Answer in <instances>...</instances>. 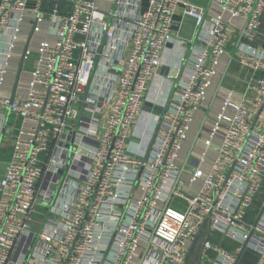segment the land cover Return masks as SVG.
<instances>
[{
    "label": "built area",
    "instance_id": "2783aa9c",
    "mask_svg": "<svg viewBox=\"0 0 264 264\" xmlns=\"http://www.w3.org/2000/svg\"><path fill=\"white\" fill-rule=\"evenodd\" d=\"M98 1L0 0V135L13 136L0 264H186L200 234L198 264H264V0H218L224 13L207 20L164 115L143 107L150 79H168L157 70L182 0H148L142 11L141 0ZM183 4L200 31L204 11ZM46 24L49 37L27 46ZM235 35L233 57L251 70L245 90L214 91L213 125L184 167ZM216 232L236 249L215 244Z\"/></svg>",
    "mask_w": 264,
    "mask_h": 264
},
{
    "label": "crops",
    "instance_id": "0c3cea01",
    "mask_svg": "<svg viewBox=\"0 0 264 264\" xmlns=\"http://www.w3.org/2000/svg\"><path fill=\"white\" fill-rule=\"evenodd\" d=\"M99 5L103 8H109L111 6L112 0H99ZM184 2H189L197 9H202L204 11V20H206L203 26L200 28L197 25V19L192 15L184 14ZM148 0H141L140 9L142 11L147 7ZM223 9L218 0H182V4L176 10L172 18V34L175 36V40L167 45V49L162 56V64L157 70V75L160 77L168 78L167 80H161L160 78L150 79V88H149V98L144 104L143 109L154 115L159 112L154 108V106H160L163 108V112H166L168 107L174 103L176 100L179 90L180 82L183 81L185 73L188 71L190 65L189 61H192L193 58L198 54V51L201 47L205 46L203 36H205L206 31L203 32V27L207 28V20L212 15H223ZM111 21V20H110ZM27 33V28H26ZM50 33V26H44V32L33 36L29 40L31 41L32 48L35 50L38 42L43 38H48ZM200 33V34H199ZM27 35V34H26ZM238 35H235V38L231 40L228 45V54L230 56H236L239 53L238 47ZM28 43V45H29ZM31 52L29 56L24 59L22 69L30 71L37 59L36 51ZM184 57V63H180L181 58ZM27 60L29 61L30 69H26ZM225 62V59H224ZM21 63V62H20ZM188 67V68H187ZM115 71L118 72L116 67H113ZM251 70L243 66L236 57L228 59L226 64H224L222 74L220 77L216 78L214 88L211 91V100L208 107L202 109L197 113V119L193 126L192 130V141L189 149L185 151L183 166L193 169V166L196 165V162L191 153L193 147L196 145L199 148H203L201 142V135L203 131L207 132L211 129L213 125L212 114H214L220 106V97L217 94L214 95V91H220L222 88L234 90L236 92L242 93L245 90V80L250 76ZM149 104H152L150 106ZM165 105V106H164ZM11 121L14 123H20L15 116H11ZM13 149V136L9 132L5 131L0 135V180L6 170V162L11 157V152ZM1 199V194H0ZM177 207H182V203L176 201L174 203ZM255 215V214H254ZM253 212L250 214V220L254 216ZM203 234L194 236L193 248L191 251V256L188 258L186 264H198V258L200 251L202 250ZM210 239L219 246L228 249L235 250L238 243L222 234L216 232L210 236Z\"/></svg>",
    "mask_w": 264,
    "mask_h": 264
},
{
    "label": "water",
    "instance_id": "95a60500",
    "mask_svg": "<svg viewBox=\"0 0 264 264\" xmlns=\"http://www.w3.org/2000/svg\"><path fill=\"white\" fill-rule=\"evenodd\" d=\"M29 40H30V38H29ZM29 40H28V42H27V46H28ZM23 63H24V55L22 56V58H21V63H20V65H19V72H18V74H17V82H16L15 87H14L13 95H14L15 90H16V87H17V83H18V79H19V77H20V72H21L22 67H23ZM149 105L152 106V104H149ZM154 108H155L159 113H161V112L163 111V109H162L160 106H154ZM164 113H165V112H163V115H164ZM159 129H160V124L157 126L156 132H155V134H154V136H153V139H152L151 145H150V147H149V151H150V149H151V147H152V144L154 143L155 138H156L157 135H158ZM148 154H149V152H148ZM147 156H148V155H147ZM263 211H264V206H263L262 209H261V213H260V215L263 213ZM259 218H260V217H259ZM257 221H258V220H257Z\"/></svg>",
    "mask_w": 264,
    "mask_h": 264
},
{
    "label": "rangeland",
    "instance_id": "374dc122",
    "mask_svg": "<svg viewBox=\"0 0 264 264\" xmlns=\"http://www.w3.org/2000/svg\"><path fill=\"white\" fill-rule=\"evenodd\" d=\"M29 61H30V60H27L26 69H30Z\"/></svg>",
    "mask_w": 264,
    "mask_h": 264
}]
</instances>
